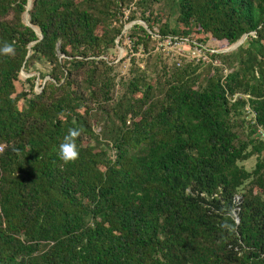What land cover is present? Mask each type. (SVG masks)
<instances>
[{
    "label": "trees",
    "instance_id": "trees-1",
    "mask_svg": "<svg viewBox=\"0 0 264 264\" xmlns=\"http://www.w3.org/2000/svg\"><path fill=\"white\" fill-rule=\"evenodd\" d=\"M28 5L0 0V264H264V0Z\"/></svg>",
    "mask_w": 264,
    "mask_h": 264
},
{
    "label": "rangeland",
    "instance_id": "rangeland-1",
    "mask_svg": "<svg viewBox=\"0 0 264 264\" xmlns=\"http://www.w3.org/2000/svg\"><path fill=\"white\" fill-rule=\"evenodd\" d=\"M26 20V14L24 15V21ZM135 22H138L139 24H142L143 26H145L147 28V25L144 21L142 20H135L133 22L130 23H126L125 24V28H124V32H126L130 27H132ZM127 29V30H126ZM209 37V36H207ZM119 39L120 37L117 38V44L119 43ZM168 40H165L164 43H159L158 44V49L161 48L162 51H165V53L169 52V53H177L179 56H185L187 57L189 60H193V59H199L200 57L204 58L205 60L207 59L205 53L201 50L200 47H197V45H191L189 44L187 41H183V40H179L176 39V41L171 42L169 37L167 38ZM210 41L213 38H210ZM198 44V43H196ZM215 46L218 47V49L216 50L217 52H225L224 50L230 48L231 46H227L226 44H221V43H214ZM214 46V47H215ZM125 55V48L123 46H121L120 44H118V53L116 55V60L115 62H118L120 59L123 58V56ZM31 75L34 74H28L25 71L22 72V77L26 78L29 77ZM37 89L39 90V86H37ZM255 158L250 159L246 162H244L243 164L247 167V168H252L255 164Z\"/></svg>",
    "mask_w": 264,
    "mask_h": 264
},
{
    "label": "clouds",
    "instance_id": "clouds-1",
    "mask_svg": "<svg viewBox=\"0 0 264 264\" xmlns=\"http://www.w3.org/2000/svg\"><path fill=\"white\" fill-rule=\"evenodd\" d=\"M0 52L4 54H14V48L11 44H5ZM80 132L76 129H69L68 135L64 137V141L59 145L58 157L65 164L74 163L79 159V151L75 140L79 137Z\"/></svg>",
    "mask_w": 264,
    "mask_h": 264
},
{
    "label": "water",
    "instance_id": "water-1",
    "mask_svg": "<svg viewBox=\"0 0 264 264\" xmlns=\"http://www.w3.org/2000/svg\"><path fill=\"white\" fill-rule=\"evenodd\" d=\"M31 7V0H29V5H28V9ZM26 14V20H25V22H26V24L27 25H30V22H29V14H28V12H26L25 13ZM136 23H138V22H135V24ZM127 30V29H126ZM38 33L40 34V32L38 31ZM246 37H247V34L246 35H244L242 38H241V40L240 41H238L237 43H235L233 46H231L230 48H228V49H226V50H224V51H230V50H233V49H235V48H237L238 46H240L243 42H244V40L246 39ZM42 88H39V90H41ZM239 221V219H237V222Z\"/></svg>",
    "mask_w": 264,
    "mask_h": 264
},
{
    "label": "built area",
    "instance_id": "built-area-1",
    "mask_svg": "<svg viewBox=\"0 0 264 264\" xmlns=\"http://www.w3.org/2000/svg\"><path fill=\"white\" fill-rule=\"evenodd\" d=\"M171 42H174L171 38H169Z\"/></svg>",
    "mask_w": 264,
    "mask_h": 264
}]
</instances>
